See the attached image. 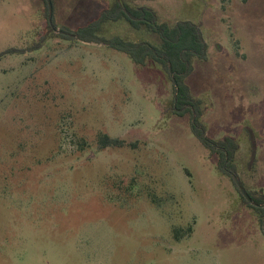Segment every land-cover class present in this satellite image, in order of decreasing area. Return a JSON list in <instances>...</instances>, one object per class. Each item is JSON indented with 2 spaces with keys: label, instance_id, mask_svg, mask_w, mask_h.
Returning <instances> with one entry per match:
<instances>
[{
  "label": "rangeland",
  "instance_id": "374dc122",
  "mask_svg": "<svg viewBox=\"0 0 264 264\" xmlns=\"http://www.w3.org/2000/svg\"><path fill=\"white\" fill-rule=\"evenodd\" d=\"M126 1L200 27L207 59L186 83L206 134L240 144L242 188L264 194V0ZM114 2L0 0V264H264V219L173 113L169 71L62 36ZM102 33L161 43L125 20Z\"/></svg>",
  "mask_w": 264,
  "mask_h": 264
},
{
  "label": "trees",
  "instance_id": "16d2710c",
  "mask_svg": "<svg viewBox=\"0 0 264 264\" xmlns=\"http://www.w3.org/2000/svg\"><path fill=\"white\" fill-rule=\"evenodd\" d=\"M50 13L49 0H43ZM154 1V0H148ZM125 20L135 30L146 28L160 37L161 43L155 45L150 42H134L122 37L115 36L106 38L102 31L103 25L109 22ZM49 27L55 31L54 20L50 17ZM62 36L66 40H75L88 43L106 44L110 49L123 53L131 58L138 66H145L148 62H155L171 74L175 97L172 110L176 116L185 117L189 115L192 119V133L199 142L214 156L218 157L219 170L234 180L237 185L238 168L236 163L240 144L233 137L214 140L206 132L203 123L204 116L203 101L192 95L186 79L194 71L195 59L206 60L208 46L204 40L200 27L191 21H179L175 24L159 22L155 10L146 6H133L126 0H115V2L87 25L75 30L63 28ZM2 54H0L1 57ZM177 82V85L175 84ZM102 147H122L125 142L112 138L108 135L100 137ZM248 198L242 192L245 203L256 210L259 217L264 219V194L246 191Z\"/></svg>",
  "mask_w": 264,
  "mask_h": 264
},
{
  "label": "water",
  "instance_id": "95a60500",
  "mask_svg": "<svg viewBox=\"0 0 264 264\" xmlns=\"http://www.w3.org/2000/svg\"><path fill=\"white\" fill-rule=\"evenodd\" d=\"M50 5H51V3H50ZM51 7H52V5H51ZM175 84L177 85V82L175 81ZM236 182H237V185L239 186V187H241V183H240V181L236 178ZM241 192H242V194L246 197V198H248V200H250L249 199V197H248V195H247V193L245 192V190L243 189V188H241Z\"/></svg>",
  "mask_w": 264,
  "mask_h": 264
}]
</instances>
